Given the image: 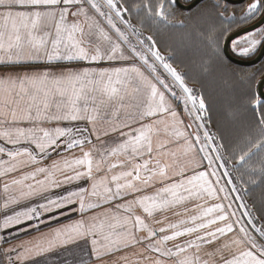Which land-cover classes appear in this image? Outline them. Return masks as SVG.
<instances>
[{
	"label": "snow or ice",
	"instance_id": "6c2138e0",
	"mask_svg": "<svg viewBox=\"0 0 264 264\" xmlns=\"http://www.w3.org/2000/svg\"><path fill=\"white\" fill-rule=\"evenodd\" d=\"M169 3L0 0V201H35L3 216L0 244L40 232L0 248L7 264H43L77 241L91 264H264V206L256 217L245 202L255 177L264 185V96L249 97L237 126L211 130L204 95L141 31L186 27ZM213 8L229 27L210 41L209 74L234 22L259 23L227 38L236 55L264 48V0L239 21L225 18L228 0ZM72 213L80 219L51 228Z\"/></svg>",
	"mask_w": 264,
	"mask_h": 264
},
{
	"label": "rangeland",
	"instance_id": "374dc122",
	"mask_svg": "<svg viewBox=\"0 0 264 264\" xmlns=\"http://www.w3.org/2000/svg\"><path fill=\"white\" fill-rule=\"evenodd\" d=\"M139 2L140 0H128V3L132 5L133 8ZM156 2H158V0H156ZM217 2L221 4L224 3L222 0H217ZM251 2L252 0H249L241 7L232 9H234L237 14L246 12L248 4ZM213 5L210 1L204 4L200 3L198 6L193 7L189 12L185 13L176 11L173 6L177 7V5L169 3L167 5L168 11L174 13V16L170 17V19L177 25L183 22L186 25L184 28H165L150 22H145L143 27H141L135 15L132 18V22L136 24L137 27H141V31L144 35H153L162 54L165 56L173 55L175 57L174 66L177 67L179 71L187 73L186 80L188 86L204 95L206 104L210 109L207 113V116L212 121L210 127L211 130L216 131L218 124L229 128L237 126V124L229 122L231 119L230 115L235 112L236 106L244 103L245 100L247 101L250 96H254L257 99H259V97L255 93V78L257 76L256 72H258L257 66L251 69L231 66V61L226 59L222 53V45L228 32L225 33L224 38L219 41V55L221 59L217 61V63L220 66L212 74L204 70L205 66L210 63L207 57L212 56V48L215 47L214 45L212 48L209 47L211 39L218 35L223 28L229 27L226 23L221 24V22L217 20L215 13L216 11H222V9H214ZM204 12H206L207 15L204 16ZM194 25H197V27L194 28ZM236 27L238 26L231 27L230 31ZM206 53L209 56L206 55ZM81 63L83 62H73L74 65ZM101 66L107 67L108 65L105 64ZM18 70L42 71L44 69L41 67L31 69L19 68ZM55 70L58 71V69ZM262 72L263 71H261V73ZM235 75L238 76V80ZM239 82H241V84ZM178 111L181 113V118H185L182 106L178 107ZM226 116L228 117L227 120L225 119ZM242 117L243 119L240 114L238 118L245 120L244 117L246 118V115L243 114ZM242 120H240V122H242ZM255 180L256 185L247 186L251 190L245 195V202L249 204L253 211V215L259 217L260 213L258 210L264 206V185L259 184V176L255 177ZM259 223H264V221H259Z\"/></svg>",
	"mask_w": 264,
	"mask_h": 264
},
{
	"label": "crops",
	"instance_id": "0c3cea01",
	"mask_svg": "<svg viewBox=\"0 0 264 264\" xmlns=\"http://www.w3.org/2000/svg\"><path fill=\"white\" fill-rule=\"evenodd\" d=\"M232 49V47H231ZM233 51V50H232ZM17 71H23V70H18ZM0 70H3L0 68ZM60 69H58L59 71ZM45 163H50V161H46ZM186 174H191L186 173ZM83 184L84 182H79ZM68 188H74L76 187V184L73 185H68L66 186ZM63 189H57L56 192H62ZM35 201H23L19 205L15 206H10L9 209H4L2 206V201H0V222H2V218L4 215L11 214L12 210H20L23 207L30 206V204L34 203ZM191 206V204H189ZM71 207H78V205H73ZM138 214H142L141 210H138ZM167 215L169 216L170 219L174 220L175 217L172 215L171 212H168ZM80 219V215L78 213H72L70 217H61L59 223L56 221H52L51 228L59 227L60 224H66L70 223L72 220ZM34 223V222H33ZM18 228H25L27 225H19L17 226ZM51 228L49 227H42L41 231L43 232H49L51 231ZM10 232L15 233L16 229H9ZM40 232L36 230H29L28 232H20L19 238L11 240L9 243H3L0 244V248H11L14 247L15 245L20 244L22 241H27V240H32L33 238L39 237ZM77 244H83V241H77L74 244H68L65 246H60L57 245L56 247L53 248L52 251L45 253L39 257H36V259H39L43 262V264H80L81 259L86 262V264H91V262L87 259V251L88 249L85 248V250L82 252L79 247H77ZM131 252V250H129ZM208 251H212L211 248L208 249ZM5 258V262L7 264V259ZM207 258V257H205ZM132 259H136V257H132ZM218 259V257H217Z\"/></svg>",
	"mask_w": 264,
	"mask_h": 264
},
{
	"label": "water",
	"instance_id": "95a60500",
	"mask_svg": "<svg viewBox=\"0 0 264 264\" xmlns=\"http://www.w3.org/2000/svg\"><path fill=\"white\" fill-rule=\"evenodd\" d=\"M202 1L203 0H192L189 3L185 4V3H182L181 0H176L175 4L179 8L183 9V10H190V9H192L193 7H195L197 4H199ZM228 1H230L232 3L240 4V3L244 2L245 0H228ZM253 24H256V27H259V23H258V20H257L256 22H254V23H252V24H250V25H248V26H246L244 28H249L247 30H251L250 27ZM241 29H243V28H241ZM241 29L231 33L230 35H228L226 37V39H225V41L223 43V53H224L225 57L228 60H230L232 63H234L236 65H239V66H253V65L259 63L262 60V58L264 57V48L259 49V51H258V53L256 54L255 57H253L252 59H247V60L235 57L230 52V49H229L230 42H227V38L234 36L235 33L241 32ZM239 34L242 35L243 33L241 32ZM233 38H235V37L230 38V40L233 39ZM260 94L262 96H264V76L259 80L258 85H257V95H258L259 98H260Z\"/></svg>",
	"mask_w": 264,
	"mask_h": 264
},
{
	"label": "trees",
	"instance_id": "16d2710c",
	"mask_svg": "<svg viewBox=\"0 0 264 264\" xmlns=\"http://www.w3.org/2000/svg\"><path fill=\"white\" fill-rule=\"evenodd\" d=\"M228 5H230L231 7H237V5H234V4H228ZM243 5V4H242ZM242 5H239L238 7H241ZM173 8L174 9H176V11H181V12H185V13H187V12H189L190 10H183V9H181V8H179V7H176V6H173ZM205 14H204V16L205 15H207L206 14V12H204ZM241 24H243V23H237L236 25L238 26V27H236L235 29H233V30H231L230 32H235V31H237L238 29H240L241 27H243L244 26V24L243 25H241ZM235 25V26H236ZM230 32H228L227 34H226V36H225V38H224V41H225V39H226V37L230 34ZM224 43V42H223ZM191 48V47H190ZM205 49H206V45H205ZM207 50H208V47H207ZM196 51V50H195ZM222 53H223V45H222ZM206 55H208L207 53H206ZM223 55H224V53H223ZM209 56V55H208ZM224 57H225V55H224ZM226 58V57H225ZM207 59H209V57H207ZM227 59V58H226ZM207 61H209V60H207ZM231 66H235V67H239V68H246V69H251V68H253L252 66H239V65H236V64H234V63H232L231 62ZM264 59L260 62V64L258 65V72H256V78H255V93H256V95H257V85H258V82H259V80L264 76ZM259 70H260V72H259ZM261 71H263L262 73H261ZM260 74V75H259ZM233 77V76H232ZM235 77L237 78V80L239 79L238 78V76H236L235 75ZM252 81V80H251ZM250 82V81H249ZM254 82V81H253ZM240 84H241V82H239ZM244 84H245V82H244ZM225 86V85H224ZM258 96V95H257ZM235 114H236V120H229V122H232V123H234V124H237L238 125V122H240V120H242L243 119V117H242V115L243 114H245L246 115V117L249 115V112H248V100L246 101L245 100V102L244 103H241L240 105H237L236 106V108H235V112H234ZM241 114V118L242 119H240V118H238L239 117V115ZM233 115V114H232ZM232 115H230V117H232ZM240 119V120H239ZM244 119H245V117H244ZM242 121H244V120H242Z\"/></svg>",
	"mask_w": 264,
	"mask_h": 264
},
{
	"label": "flooded vegetation",
	"instance_id": "af4514ba",
	"mask_svg": "<svg viewBox=\"0 0 264 264\" xmlns=\"http://www.w3.org/2000/svg\"><path fill=\"white\" fill-rule=\"evenodd\" d=\"M190 1H192V0H190ZM190 1H188V0H181V2H183V3H188V2H190ZM211 2V4L213 5V4H215V3H217V0H203L202 2H200V3H206V2ZM249 0H245L244 2H242V3H240V4H237V3H232V2H230V1H228V4H234V5H237V7L239 6V5H242V4H245L246 2H248ZM222 2H224V0H222ZM199 3V4H200ZM199 4H197L196 6H198ZM195 6V7H196ZM178 7V6H177ZM232 8H235V7H231L230 5H228V12H226V13H224V16H225V18L227 19L228 17H231L233 14L236 16V18H237V21H239V18L240 17H242L243 15H244V13L245 12H243V13H236L235 11H234V9H232ZM257 20H250V21H248V22H246V23H243L244 24V26L243 27H241V28H244V27H246V26H248V25H250V24H252V23H254V22H256ZM238 22H234L233 23V25L231 26V27H233V26H235L236 24H237ZM227 25H228V23H226ZM240 28V29H241ZM239 30V29H238ZM232 32H230V34H231ZM229 34V35H230ZM231 43H230V45H229V49H230V52L235 56V57H238V58H241V59H252L253 57H255L256 55H254V56H252V57H250V58H246V57H240V56H238V55H236L233 51H232V49H231ZM258 51H259V49H257V53H258ZM256 53V54H257ZM264 59V57L262 58V60ZM261 60V61H262ZM260 61V62H261ZM260 62L259 63H257V64H255V65H253L252 67H255V66H257L256 68H258V65L260 64Z\"/></svg>",
	"mask_w": 264,
	"mask_h": 264
},
{
	"label": "built area",
	"instance_id": "2783aa9c",
	"mask_svg": "<svg viewBox=\"0 0 264 264\" xmlns=\"http://www.w3.org/2000/svg\"><path fill=\"white\" fill-rule=\"evenodd\" d=\"M0 264H6L5 258L3 255H0Z\"/></svg>",
	"mask_w": 264,
	"mask_h": 264
}]
</instances>
